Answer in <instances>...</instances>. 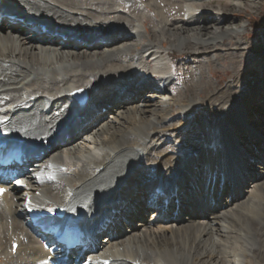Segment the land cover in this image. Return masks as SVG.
Instances as JSON below:
<instances>
[{"label":"bare ground","instance_id":"1","mask_svg":"<svg viewBox=\"0 0 264 264\" xmlns=\"http://www.w3.org/2000/svg\"><path fill=\"white\" fill-rule=\"evenodd\" d=\"M235 14L0 0V157L35 156L0 165V264H264V56L210 79L247 54Z\"/></svg>","mask_w":264,"mask_h":264},{"label":"rangeland","instance_id":"2","mask_svg":"<svg viewBox=\"0 0 264 264\" xmlns=\"http://www.w3.org/2000/svg\"><path fill=\"white\" fill-rule=\"evenodd\" d=\"M197 2H200V4L203 6H211L213 8L226 10L228 13H236L233 17L235 24H241L242 22L247 23L246 33L244 35H241L242 40L245 39L243 40V42L246 43L245 45L247 47L245 46L244 50L247 51V54L240 60V62H236V60L230 59V57L226 56L222 63L224 64V66H227V68H216L215 74L210 77L211 80L215 79L217 81V86H220L221 84L223 85V83H228L230 81V77L234 76L233 69L228 67L229 64L234 63L235 65H239L240 67L237 66V68L238 70H240V68H243L249 62V60L253 58L256 51H260L264 56V0H244L243 4L240 7L234 6V0H197ZM175 54L178 57L175 63L176 67L178 68L184 61L185 56L178 51H175ZM177 71L180 72L181 70L177 69ZM134 95L135 93L131 94V96ZM118 100H121V97H119ZM110 106L111 105L104 107V110L106 108L109 109ZM78 132L79 131L77 130L76 133ZM11 182L13 181L11 180L10 183ZM142 182L143 184L145 183L144 180H142ZM212 204L215 205L214 202ZM176 218L177 217H173V220H175ZM73 257L74 255L71 254L69 261L73 260Z\"/></svg>","mask_w":264,"mask_h":264},{"label":"water","instance_id":"3","mask_svg":"<svg viewBox=\"0 0 264 264\" xmlns=\"http://www.w3.org/2000/svg\"><path fill=\"white\" fill-rule=\"evenodd\" d=\"M72 96L76 98L80 104H83L86 101V93L83 90L74 91Z\"/></svg>","mask_w":264,"mask_h":264},{"label":"snow or ice","instance_id":"4","mask_svg":"<svg viewBox=\"0 0 264 264\" xmlns=\"http://www.w3.org/2000/svg\"><path fill=\"white\" fill-rule=\"evenodd\" d=\"M0 191H3L2 189H0Z\"/></svg>","mask_w":264,"mask_h":264}]
</instances>
